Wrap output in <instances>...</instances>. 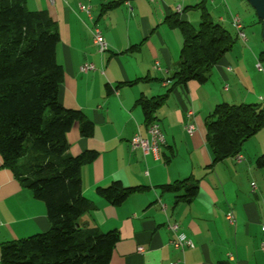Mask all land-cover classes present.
Listing matches in <instances>:
<instances>
[{
	"label": "crops",
	"instance_id": "obj_1",
	"mask_svg": "<svg viewBox=\"0 0 264 264\" xmlns=\"http://www.w3.org/2000/svg\"><path fill=\"white\" fill-rule=\"evenodd\" d=\"M107 1L112 0H25L28 9H43L55 22L56 60L63 70L58 100L66 108L81 110L94 125L89 137L80 135L78 123L66 135L68 154L97 152L80 171L82 194L93 204L80 221L102 232H118L108 264H169L177 258L182 260L179 264H264L260 249L264 168L255 164L264 151V136L247 139L252 146L242 148V160L226 157L213 162L205 128L215 105L252 103L264 94V41L247 32L240 10L254 28L255 13L245 0H130L102 11L101 3ZM79 3L90 4L91 19L79 10ZM198 3L227 28L232 45L204 83L190 80L167 93L155 115L164 144L157 157L144 154L129 143L136 133L148 137L142 110L135 102L140 96L163 94L171 86L169 78L177 70L182 45L179 30L164 20L175 14L196 26L202 12ZM232 14L241 18L246 41L237 37ZM94 26L107 43L105 52L99 53L93 43L90 29ZM84 62L95 69L80 72ZM187 124L194 127L190 134L184 129ZM184 178L198 188L189 201L176 200L174 192L158 187ZM114 180L147 189L112 205L96 189ZM228 211L234 215L233 224L225 218ZM173 222L194 244L183 253L170 243L167 224ZM48 227L44 202L20 184L0 156V246Z\"/></svg>",
	"mask_w": 264,
	"mask_h": 264
},
{
	"label": "trees",
	"instance_id": "obj_2",
	"mask_svg": "<svg viewBox=\"0 0 264 264\" xmlns=\"http://www.w3.org/2000/svg\"><path fill=\"white\" fill-rule=\"evenodd\" d=\"M124 1L130 0L101 3V10L114 9ZM201 9L196 26L175 14L164 20L170 28L179 30L182 45L177 70L169 78L171 86L163 94L140 96L135 102L146 127L155 122L157 110L175 85L190 80L204 83L212 66L232 45L227 28L212 20L203 6ZM58 41L55 22L47 11L28 10L25 0H0V156L2 165L20 184L44 202L49 222L45 231L2 243L0 264H108L119 240L115 229L102 232L80 221L83 213L93 209L92 202L82 194L80 171L97 157V152L68 154L66 135L78 123L80 135L89 137L94 125L81 110L66 108L58 100L63 79L56 60ZM263 127L264 107L259 104L215 105L205 119L212 161L239 154L243 143ZM255 164L264 168V152L255 158ZM158 187L174 192L179 201L193 199L198 191L190 178ZM146 189L145 185L124 186L114 180L98 187L96 193L118 205Z\"/></svg>",
	"mask_w": 264,
	"mask_h": 264
},
{
	"label": "built area",
	"instance_id": "obj_3",
	"mask_svg": "<svg viewBox=\"0 0 264 264\" xmlns=\"http://www.w3.org/2000/svg\"><path fill=\"white\" fill-rule=\"evenodd\" d=\"M79 10L83 11L89 19H91V6L89 3H79L78 4ZM176 8H179L181 11L180 7L177 6ZM231 25L235 29L237 36L239 39L242 41L247 40L246 33L243 29V24L241 21V18L237 14H232L231 15ZM92 40L94 45L97 48V51L99 53L105 52L107 50V43L104 39V36L102 35V32L100 28L97 26H94L90 29ZM259 66V64H257ZM158 65L155 64L154 68H157ZM95 67L92 63L90 62H84L79 66V71L82 73H87L90 70H94ZM259 98L264 99V94L259 96ZM193 124H187L184 129L185 131L190 134L193 131ZM147 134L148 137H142L139 133H136L132 136L130 139V146L132 149L135 148H140L144 154L152 153L157 157L159 147L163 144V138H160L157 133V123L153 122L147 127ZM236 161L242 160L243 156L241 154H237L234 156ZM254 184L252 183V187ZM226 220L230 223L233 224L235 221L234 215L231 211H228L225 214ZM168 229L172 232V238L170 239V243L172 245V248L179 252L183 253L186 248H192L194 246L193 241L186 236L185 233L182 231H179L177 223H168L167 224ZM261 230L264 232V224L261 226ZM260 249L262 252H264V241L260 243ZM142 248L139 247L138 251H141ZM182 260L180 258L175 259L172 262H169V264H179Z\"/></svg>",
	"mask_w": 264,
	"mask_h": 264
},
{
	"label": "rangeland",
	"instance_id": "obj_4",
	"mask_svg": "<svg viewBox=\"0 0 264 264\" xmlns=\"http://www.w3.org/2000/svg\"><path fill=\"white\" fill-rule=\"evenodd\" d=\"M246 2V1H245ZM247 3V2H246ZM247 5L249 6V8L254 12V10L252 9V7L247 3ZM29 7V6H28ZM28 7H26L28 9ZM30 10V9H28ZM255 13V12H254ZM240 14H241V17L242 19L244 20L245 24H246V29H247V32H249L250 34L252 35H257V37H261V34H260V31H261V25L259 23H257L255 25V28H254V25L251 24V22L249 21V19L247 18L246 14H244L243 11L240 10ZM252 103H256V104H259L260 107H264V102H261L259 99H254V102L251 101ZM257 134H260L259 136H264V127L258 131L252 138H254L255 136H258ZM251 138V137H250ZM256 138V137H255ZM252 140V139H251ZM250 141H245L243 143V146L242 148H245V147H251L252 146V142L251 143H248ZM264 152V151H263Z\"/></svg>",
	"mask_w": 264,
	"mask_h": 264
},
{
	"label": "water",
	"instance_id": "obj_5",
	"mask_svg": "<svg viewBox=\"0 0 264 264\" xmlns=\"http://www.w3.org/2000/svg\"><path fill=\"white\" fill-rule=\"evenodd\" d=\"M254 10L261 25V39L264 41V0H245Z\"/></svg>",
	"mask_w": 264,
	"mask_h": 264
},
{
	"label": "bare ground",
	"instance_id": "obj_6",
	"mask_svg": "<svg viewBox=\"0 0 264 264\" xmlns=\"http://www.w3.org/2000/svg\"><path fill=\"white\" fill-rule=\"evenodd\" d=\"M177 9V11L179 12L180 10H179V8H176ZM236 35H237V33H236ZM238 37V36H237ZM261 102H264V99L263 98H258ZM157 133H158V136H160V138H163V144H164V135H163V132H162V130H161V128H160V126L157 124Z\"/></svg>",
	"mask_w": 264,
	"mask_h": 264
}]
</instances>
